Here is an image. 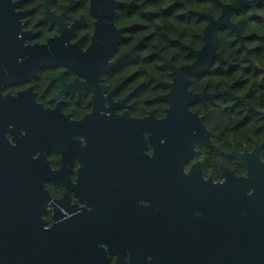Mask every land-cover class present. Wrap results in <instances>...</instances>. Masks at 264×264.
Segmentation results:
<instances>
[{
  "label": "flooded vegetation",
  "instance_id": "obj_1",
  "mask_svg": "<svg viewBox=\"0 0 264 264\" xmlns=\"http://www.w3.org/2000/svg\"><path fill=\"white\" fill-rule=\"evenodd\" d=\"M173 3L0 0V152L50 173L46 227L84 217L108 264L142 245L165 264L185 242H230L234 264V240L247 264L250 241L264 257V189L235 179L264 166V104L218 49L184 86L208 21Z\"/></svg>",
  "mask_w": 264,
  "mask_h": 264
},
{
  "label": "water",
  "instance_id": "obj_2",
  "mask_svg": "<svg viewBox=\"0 0 264 264\" xmlns=\"http://www.w3.org/2000/svg\"><path fill=\"white\" fill-rule=\"evenodd\" d=\"M215 2L220 7V15L217 18L214 19L207 13H198L206 18L208 23L202 31L203 45L200 50L189 51L193 54L195 63L183 69L186 77L184 86L187 84L188 75L204 70L213 60L223 63L217 53V32L223 27L235 34L247 55L243 37L237 25L231 22L230 13L243 6L254 8L262 0H235L232 4H222L219 0ZM1 140L5 145L4 149L10 151L0 152V264H108L107 255L114 254L111 246L106 245L104 248L98 227L87 225L84 217L73 221L64 219L46 227L42 216L46 213L45 206L50 196L43 183L52 179L50 173L38 180L23 177L20 171L22 164L12 154L16 149L10 146L5 138ZM187 149L188 156L192 151V143ZM45 151L47 153L48 149ZM259 166L261 171L255 178L251 174L252 176L246 179H235L238 188L251 185L264 189V166ZM258 245L253 241L247 243L250 251L247 264H264L262 253L253 250V247L257 249ZM238 246L234 240L231 255L233 263L245 264L236 250ZM138 247H142L144 251L130 254L128 260H123L117 254L114 264H162L161 259H143L146 248L143 245ZM173 247L175 249L165 264H232L229 256L230 242L214 245L185 242Z\"/></svg>",
  "mask_w": 264,
  "mask_h": 264
},
{
  "label": "trees",
  "instance_id": "obj_3",
  "mask_svg": "<svg viewBox=\"0 0 264 264\" xmlns=\"http://www.w3.org/2000/svg\"><path fill=\"white\" fill-rule=\"evenodd\" d=\"M183 0H170V4H182ZM222 4H232L235 0H219ZM195 0H187L186 7L197 9L207 13L213 18L220 15V7L215 0H199L195 7ZM175 6V5H172ZM178 7H180L178 5ZM181 9V8H180ZM179 9V10H180ZM178 11V10H177ZM231 21L237 25L243 44L247 47L249 59L258 65V70L246 68L247 61L243 53L239 50V41L235 34L228 28H221L217 32V49L221 57L227 58L232 64L229 70H232V77L253 79L249 84V93L254 97L255 105L264 104V0L254 8L243 6L230 13ZM205 20L202 19V27ZM264 109V105L262 107Z\"/></svg>",
  "mask_w": 264,
  "mask_h": 264
}]
</instances>
